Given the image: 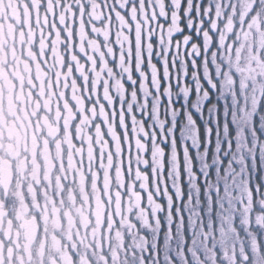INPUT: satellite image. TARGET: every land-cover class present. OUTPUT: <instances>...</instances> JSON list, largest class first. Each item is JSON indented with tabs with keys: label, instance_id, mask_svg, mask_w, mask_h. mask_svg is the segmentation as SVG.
<instances>
[{
	"label": "snow or ice",
	"instance_id": "snow-or-ice-1",
	"mask_svg": "<svg viewBox=\"0 0 264 264\" xmlns=\"http://www.w3.org/2000/svg\"><path fill=\"white\" fill-rule=\"evenodd\" d=\"M0 5L7 6V0H0ZM28 6L37 7L44 17H32L36 32L31 49L50 74L45 85L51 84L61 131L70 109L73 118L68 129L73 142L87 147L77 136L78 126L91 137L94 160L84 154L86 170H95L103 190L102 165L111 156L113 183L117 161L124 176L123 189L117 184L116 190L127 195L131 186L144 198L142 206L150 195L161 205L156 215L163 227L183 232L185 245L197 243L195 227H186L185 220L191 225L195 213L207 215L201 201L210 196L200 188L214 172V157L225 146L231 150L238 136L230 117L239 92L231 91L223 56L226 49H238L241 32L264 36L254 27L258 23L264 29V0H39L38 4L28 0ZM81 24L84 39L79 34ZM33 81L32 93L40 100L35 76ZM44 111L41 107L37 117ZM254 132L259 129L254 127ZM102 144L107 151H102ZM87 174L91 178L92 171ZM228 179L224 177L225 182ZM220 187L226 183L218 181ZM252 187L258 195L264 182ZM0 199H8L2 189ZM200 223L204 227L202 219ZM239 243L240 264H254L257 253L264 264V244L259 238L247 248L243 240ZM212 251L213 256L206 259L216 264V249ZM232 256L225 264H235V250ZM10 261L16 257L0 252V264Z\"/></svg>",
	"mask_w": 264,
	"mask_h": 264
},
{
	"label": "rangeland",
	"instance_id": "rangeland-1",
	"mask_svg": "<svg viewBox=\"0 0 264 264\" xmlns=\"http://www.w3.org/2000/svg\"><path fill=\"white\" fill-rule=\"evenodd\" d=\"M34 14L44 19L37 7L29 8L28 0H7V6L0 5V189L8 197L7 202L0 199V252L16 257L10 264H206L211 262L206 257L213 256L212 249H216L218 263L231 261L234 250L238 255L237 241L241 240L230 235L228 218L236 208L237 224L243 221L244 166L253 165L257 143L259 139L264 142V115L257 118L261 121L259 134L253 128L261 101L264 106V36L254 38L252 32H241L238 49L225 50L231 91L239 92L230 117L238 136L231 150L225 146L211 162L214 172L200 188L203 195L210 196L201 201L207 215L195 213L191 225L185 220L186 227L194 226L197 231V243L185 245L183 232L163 227L156 215L161 205L150 195L142 206L144 198L131 186L127 195L116 190L117 184L121 189L124 185L118 161L115 183L109 175L111 156L102 165L103 190L95 170H86L84 154L93 161L95 149L80 126L77 136L87 147H77L73 142L68 129L73 118L70 109L61 131L60 112L53 111L51 84L45 85L50 74L31 49L36 32L31 26ZM254 27L264 32L258 23ZM79 34L87 38L83 24ZM33 76L39 82L40 100L32 93L36 87ZM221 84L224 86L225 81ZM222 90L229 94L226 87ZM41 107L45 111L37 117ZM228 113L226 106L225 115ZM100 147L107 151L106 144ZM88 171H92L91 178ZM225 176L230 177L226 182ZM218 181L226 187L218 188ZM236 244L238 247H233Z\"/></svg>",
	"mask_w": 264,
	"mask_h": 264
},
{
	"label": "trees",
	"instance_id": "trees-1",
	"mask_svg": "<svg viewBox=\"0 0 264 264\" xmlns=\"http://www.w3.org/2000/svg\"><path fill=\"white\" fill-rule=\"evenodd\" d=\"M263 115H264V106L261 101V103L258 105V113L253 119V128L254 127L259 128V126L261 125L260 123L261 121L257 118L259 116L263 118ZM254 157H256V159H252L253 165L248 163L251 166H248L247 164L244 166V172H245L244 185L246 191L242 199L243 208L241 209V211L243 213L242 214L243 221L237 224V220L235 216L238 210L235 208L230 213L231 216L228 218V224H227L228 225L227 229H229L230 235L233 238H236V241L243 240L244 241L243 246L245 248H247L249 243L256 238H259L260 243L264 244V188H262L260 193L257 195L252 187V185H255L260 182H264V167L262 165L264 160V142L261 139H259L257 143ZM255 225H259V228L255 227ZM245 232L250 233V236L245 237L244 236ZM237 244L234 245L233 247H238ZM196 264H201V262L200 263L197 262ZM206 264H211V262L210 263L207 262ZM216 264H220V263L216 261ZM235 264H240L238 255L235 260ZM254 264H261L259 253H257L256 256L254 257Z\"/></svg>",
	"mask_w": 264,
	"mask_h": 264
}]
</instances>
